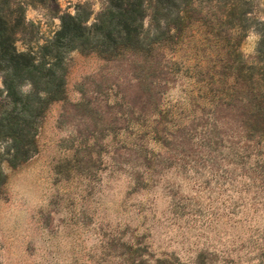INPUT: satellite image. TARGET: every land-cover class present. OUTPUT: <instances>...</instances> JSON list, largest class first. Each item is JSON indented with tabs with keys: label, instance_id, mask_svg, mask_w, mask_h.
Returning a JSON list of instances; mask_svg holds the SVG:
<instances>
[{
	"label": "rangeland",
	"instance_id": "obj_1",
	"mask_svg": "<svg viewBox=\"0 0 264 264\" xmlns=\"http://www.w3.org/2000/svg\"><path fill=\"white\" fill-rule=\"evenodd\" d=\"M180 3L179 39L165 25L176 10L163 1L169 14L158 19L150 0L149 52L67 53L64 97L37 118L34 145L0 139V264H264V126L252 125L238 90L196 93L191 78L194 49L209 45L237 44L243 61L264 68V0ZM105 7L0 0V19L19 50L40 54L62 15L91 25ZM205 32L220 39L202 41ZM2 76L0 67V114ZM205 95L211 104H191Z\"/></svg>",
	"mask_w": 264,
	"mask_h": 264
},
{
	"label": "trees",
	"instance_id": "obj_2",
	"mask_svg": "<svg viewBox=\"0 0 264 264\" xmlns=\"http://www.w3.org/2000/svg\"><path fill=\"white\" fill-rule=\"evenodd\" d=\"M105 1V9L91 25H87L86 18L81 15H62L59 18L60 29L48 44L41 47L39 55L33 50H19L6 22L0 19V67L5 93V109L0 114V139L11 141L18 149L34 145L33 131L37 118L45 113L52 102L64 97V60L67 53L78 50L95 53L102 58H113L127 51H150L142 44L143 20L150 0ZM163 1L176 10L175 22L165 24L166 32L176 33L179 39L187 26H183L186 11L180 0H155L154 10L158 19L166 21L169 14L168 10L165 12ZM157 21V28H160ZM257 25L259 40L256 53L259 64H262L264 21ZM210 36L214 40L220 39V35L212 32L199 33L201 40L207 43L213 41ZM228 40L231 41V37ZM232 47L225 50L209 45L206 49H194L193 92H205L207 95L208 86L217 84L223 86L220 96L227 99L230 98V90H238L251 107L252 125L261 123L260 126H264V68L248 65L239 57V45ZM218 69L222 72H218ZM25 84L30 87L28 92L23 91ZM206 95L191 98V104L195 101L201 105L211 104L213 100Z\"/></svg>",
	"mask_w": 264,
	"mask_h": 264
}]
</instances>
